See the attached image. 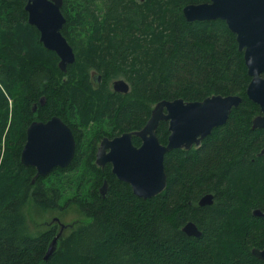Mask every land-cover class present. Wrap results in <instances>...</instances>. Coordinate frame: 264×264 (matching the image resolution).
Returning a JSON list of instances; mask_svg holds the SVG:
<instances>
[{"label": "trees", "instance_id": "obj_1", "mask_svg": "<svg viewBox=\"0 0 264 264\" xmlns=\"http://www.w3.org/2000/svg\"><path fill=\"white\" fill-rule=\"evenodd\" d=\"M26 1L0 0V264H264L253 253L264 247V215L254 214L264 213V127H253L261 108L247 96L251 76L227 22L185 17V5L207 0H64L62 32L76 60L63 71L29 23ZM120 76L131 86L127 93L108 86ZM214 94L242 101L200 146L167 152L162 193L139 197L111 164H96L104 124L115 135L140 130L160 100ZM35 104L41 118L62 117L77 140L67 167L38 176L21 161ZM91 119L99 130L85 144L82 127ZM168 127L163 120L157 128L162 143ZM133 141L141 144L136 135ZM70 189L78 197L62 205ZM206 193L214 202L201 206ZM31 196L48 208L76 201L91 219L61 237L47 260L56 234L27 232ZM188 221L200 236L183 230Z\"/></svg>", "mask_w": 264, "mask_h": 264}, {"label": "water", "instance_id": "obj_2", "mask_svg": "<svg viewBox=\"0 0 264 264\" xmlns=\"http://www.w3.org/2000/svg\"><path fill=\"white\" fill-rule=\"evenodd\" d=\"M64 0H27L25 9L28 21L37 27L44 46L59 56V67L67 71L76 60L74 47L62 30L66 16L62 11ZM183 13L190 20L223 19L237 34L239 48L244 52L251 81L247 96L259 104L261 113L253 119V127H264V0H210L189 3ZM101 76H96L99 81ZM114 90L127 93L130 84L124 78L113 83ZM45 98L41 99L44 104ZM239 94H214L203 100L188 101L184 98L163 99L155 104L150 118L140 130L126 131L110 139L104 138L98 148L96 163L112 164V172L132 186L133 192L142 198L162 193L168 184L165 166L167 152L177 148L191 149L200 146L212 131L225 124L232 109L239 106ZM168 121L169 136L162 143L157 134L161 121ZM141 138V144L133 142V136ZM76 153V139L71 127L54 115L48 121L34 120L27 128V141L21 151V161L36 167L37 176L47 175L55 167H67ZM264 153V149L262 150ZM105 187V185H104ZM101 192L106 193V188ZM214 196L206 193L198 201L201 206L212 204ZM256 215H264L261 209ZM60 229L49 243L44 259L56 251L64 230L75 223H63L55 217ZM183 230L188 235L200 236L201 230L194 221H188ZM253 253L264 261V247L254 248Z\"/></svg>", "mask_w": 264, "mask_h": 264}, {"label": "rangeland", "instance_id": "obj_3", "mask_svg": "<svg viewBox=\"0 0 264 264\" xmlns=\"http://www.w3.org/2000/svg\"><path fill=\"white\" fill-rule=\"evenodd\" d=\"M92 76L97 74V71L92 70L91 71ZM118 78H124L123 76H120ZM113 80H110L108 83V86L111 90H113L112 86ZM98 83L94 82V87H98ZM155 104L153 105V107ZM38 111V110H36ZM34 112V118L40 119L37 112ZM33 118V119H34ZM95 120H90L88 124L82 129H84V142L87 144V142L91 139H93L99 130V124ZM102 134L101 136H98L96 138L100 139L102 136H112L115 135V132H112V128L108 125L104 124L101 127ZM80 170H76L75 174L80 173ZM108 187V184L105 185ZM102 188H105L104 186H101L99 190H102ZM76 190L70 189L65 196L61 200V204L65 205L67 200L69 198H77L78 196H75ZM83 195H86V190L83 191ZM79 203L76 201H70L69 205L66 207H60V208H53V207H46L44 205L38 204L34 201L33 197L31 196L27 201V210L25 213V222H26V228L27 232L30 233L33 236H38L45 231L49 229H54L55 234L59 231L60 225L57 221H54L55 217H59L63 223H75L74 228H76L79 224H86L91 219L80 212L79 209ZM73 228V229H74ZM72 227L67 228L64 230L63 235L61 237H65L70 234V232L73 230ZM59 247V242L58 246Z\"/></svg>", "mask_w": 264, "mask_h": 264}, {"label": "flooded vegetation", "instance_id": "obj_4", "mask_svg": "<svg viewBox=\"0 0 264 264\" xmlns=\"http://www.w3.org/2000/svg\"><path fill=\"white\" fill-rule=\"evenodd\" d=\"M208 1H210V0H207V1H204V2H208ZM235 33V32H234ZM236 34V33H235ZM236 36H237V34H236ZM98 76H101V75H98ZM262 76H264V72L262 73ZM114 80L115 79H113V82H112V86H113V83H114ZM100 81H101V77H100V80L98 81V83H100ZM113 88H114V86H113ZM130 88H131V86H130ZM113 91H115L114 89H113ZM43 98V97H42ZM41 98V99H42ZM41 99H40V103H41ZM44 102H45V100H44ZM42 104V103H41ZM36 110H38V105L37 104H35L34 106H33V111L35 112ZM261 113V112H260ZM259 113V114H260ZM258 114V115H259ZM38 116H39V114H38ZM54 115H51V116H49V117H46V118H41L40 116H39V118L40 119H33L32 121H34V120H38V121H48L49 119H51L52 117H53ZM57 116H59V115H57ZM62 118V117H61ZM66 122V121H65ZM67 123V122H66ZM31 123H29V125H30ZM68 124V123H67ZM28 125V126H29ZM69 125V124H68ZM28 126H27V128H28ZM70 126V125H69ZM73 131V130H72ZM74 133V132H73ZM124 133V132H123ZM119 135H121V134H119ZM74 136H75V134H74ZM116 136H118V135H112V136H102V137H100V139H98V138H96L95 139V142H96V146H97V151H98V148H99V146L101 145V142L103 141V139L104 138H106V137H108V138H110V139H113L114 137H116ZM75 139H76V137H75ZM92 140V139H91ZM26 141H27V130H26ZM26 141H25V143H24V146H25V144H26ZM134 142V141H133ZM135 143V142H134ZM23 146V147H24ZM76 147H77V140H76ZM23 149V148H22ZM96 156H97V152H96ZM95 162H96V160H95ZM97 164V163H96ZM107 164H111V163H107ZM106 164V165H107ZM105 165V166H106ZM99 166V165H98ZM111 166H112V164H111ZM59 167V166H58ZM101 167H104V166H101ZM36 168V167H35ZM56 168V167H55ZM37 170V169H36ZM37 176V175H36ZM105 188H106V192H107V187L105 186ZM103 194V193H102ZM104 196L106 195V193L105 194H103ZM57 234V233H56Z\"/></svg>", "mask_w": 264, "mask_h": 264}]
</instances>
